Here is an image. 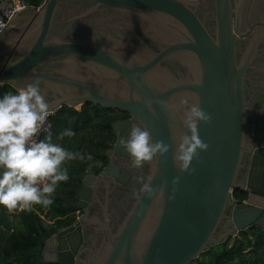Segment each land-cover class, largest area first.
Segmentation results:
<instances>
[{
	"label": "water",
	"instance_id": "obj_1",
	"mask_svg": "<svg viewBox=\"0 0 264 264\" xmlns=\"http://www.w3.org/2000/svg\"><path fill=\"white\" fill-rule=\"evenodd\" d=\"M89 1L94 5L74 17H87L99 6L135 15L150 24L148 37L156 49L134 36L118 40L103 34L106 41L98 43L94 33L56 35L63 0H44L40 8L18 10L0 32V85L17 90L38 80L50 112L89 103L128 112L127 124L146 126L170 150L146 162L144 177H152L155 192L139 190L114 224L109 184L126 185L130 176L114 160L130 156L121 146L127 131L112 123L121 136L106 153L109 163L100 174L82 177L77 207L83 214L46 239L43 261L191 264L253 225L264 228V0L255 9L249 4L256 0H211L205 12L206 0ZM52 63L62 66L42 70ZM173 63L185 72L173 71ZM184 100L198 104L211 122L198 125L207 150L193 160L194 171L181 172L173 154L179 134H191L183 123ZM100 183H105L103 201ZM96 200L101 215L91 213ZM89 226L104 235L93 242L86 261L80 251Z\"/></svg>",
	"mask_w": 264,
	"mask_h": 264
},
{
	"label": "clouds",
	"instance_id": "obj_2",
	"mask_svg": "<svg viewBox=\"0 0 264 264\" xmlns=\"http://www.w3.org/2000/svg\"><path fill=\"white\" fill-rule=\"evenodd\" d=\"M183 103L186 106L183 123L191 134H179L175 146L173 161L181 172L195 170L191 168L193 160L208 148L199 138L198 125L201 121L211 122V116L198 104L188 100ZM50 114V105L38 80L0 95V206L9 212L17 209L31 212L35 205L52 206L57 188L70 179L66 162L84 159L83 154L54 143L50 132L44 139L34 138ZM75 134L71 128H65L58 139ZM121 144L131 158L132 167L137 169L170 150L164 141L154 140L146 126L137 124L131 125ZM137 182L141 184V192L148 195L155 192L151 176L145 179L141 175Z\"/></svg>",
	"mask_w": 264,
	"mask_h": 264
},
{
	"label": "trees",
	"instance_id": "obj_3",
	"mask_svg": "<svg viewBox=\"0 0 264 264\" xmlns=\"http://www.w3.org/2000/svg\"><path fill=\"white\" fill-rule=\"evenodd\" d=\"M25 1L36 7L44 2ZM15 91L10 85H0V95ZM99 110L98 106L90 103L84 104L81 112L70 106H63L54 116L53 130L50 132L52 140H57L63 129L71 128L76 134L71 138L65 137L63 146L69 147L72 152L83 154L84 159L72 161L68 167L70 179L57 188L54 203L49 208L35 205L31 212L18 209L9 212L0 206V264H51L42 259L46 239L74 222L75 218L69 214L76 210L74 204L77 203L78 183L85 174L91 172V164L96 160L106 161L104 152L109 146L98 139V123L103 129H109L113 117L99 120ZM86 112L93 114L82 116ZM84 129L87 130V136H80ZM47 135H43L41 139ZM89 155L91 159H88ZM234 195L237 197L238 192ZM65 201L69 204L66 205ZM191 264H264V228L253 225L240 232L232 242L227 240L210 248Z\"/></svg>",
	"mask_w": 264,
	"mask_h": 264
},
{
	"label": "flooded vegetation",
	"instance_id": "obj_4",
	"mask_svg": "<svg viewBox=\"0 0 264 264\" xmlns=\"http://www.w3.org/2000/svg\"><path fill=\"white\" fill-rule=\"evenodd\" d=\"M205 2L206 3L204 7L201 8V11H210L212 8L211 0H206ZM258 4V0L254 1V3L250 2L249 7L253 6L255 9L258 8ZM93 5L94 4L89 0H63L56 15L53 33L63 37L75 38H82L87 36L90 37L92 33H94L98 43H102L103 40L106 41L103 34L112 35L118 40H122L123 37L128 39V36H134L139 38L136 41L137 43L141 45H148L151 48L156 49L155 42L148 37L149 35L153 34V31L150 29V24L146 20L136 17L135 15L133 16L132 14L121 13L111 6H99L96 10L93 11L92 14L87 17H74L75 14H80L83 11H87V9L92 7ZM40 6L41 5H39V8ZM71 17L73 18L71 19ZM210 23L211 21L209 16V24ZM60 66L62 65H59V63H52L46 65V67H43L42 70L52 71ZM170 67L173 71L180 69L185 72V69L177 63H173L172 65H170ZM31 82L34 81L27 82L25 86ZM40 87L41 89L43 87L41 82ZM92 105L98 106L100 108L98 112L99 120L105 117H113L109 129H103L102 126L98 123V139L105 141L109 146L104 152V158L106 159V161L104 162L101 160H96L95 163H97V166L95 163L91 164L93 166L90 173L100 174L101 169L109 163V157L106 155L107 151L116 145L119 136H121L119 134L113 133L111 127L112 123L117 122L116 127H118L120 131H123L125 129L124 131H127V133L131 125H138V123L133 120L131 124H127V121L132 117L128 112L103 107L97 104ZM80 106H84V104ZM127 133L123 136V138L127 137ZM114 162L118 166V169L122 168L130 173L129 181L126 185H115V182L112 181L109 184L111 190V208L114 209V211L117 213V216H115L114 214H112L111 216V219L115 224L117 220L116 217L120 219L123 216L126 209L130 207L131 203L134 201L136 195L138 194V191L141 188V184L137 182V178L141 175L144 176L145 173L148 172V164L145 163L143 168L137 169L132 167L131 158L126 157H117ZM98 166H101V168H99ZM78 186H81V182L78 183ZM98 196L100 197L99 199L103 201V198L105 196V183H100ZM92 204L93 205L91 207V213H98L99 215H101V205L98 200H96L95 203ZM77 208L78 207L76 206V210L74 212L78 210ZM74 212L71 213L74 214ZM77 213L81 216L83 214V211ZM79 215H75V217L73 215L71 216L76 219V216ZM103 235L104 232H96L94 230V226H89L85 231V248L80 251V257L86 261H91V257L94 251L93 242L101 239ZM90 249L93 251H90Z\"/></svg>",
	"mask_w": 264,
	"mask_h": 264
},
{
	"label": "built area",
	"instance_id": "obj_5",
	"mask_svg": "<svg viewBox=\"0 0 264 264\" xmlns=\"http://www.w3.org/2000/svg\"><path fill=\"white\" fill-rule=\"evenodd\" d=\"M33 6L29 5L25 0H0V32L4 30L5 27L9 26L11 19L17 14L18 10ZM39 8V6H37ZM51 114L47 117L44 125H42L41 130L37 133L36 140H40L43 135L49 134L53 130V118L57 112H50Z\"/></svg>",
	"mask_w": 264,
	"mask_h": 264
},
{
	"label": "crops",
	"instance_id": "obj_6",
	"mask_svg": "<svg viewBox=\"0 0 264 264\" xmlns=\"http://www.w3.org/2000/svg\"><path fill=\"white\" fill-rule=\"evenodd\" d=\"M70 107H72V108H75V110L77 111V112H81L82 111V106H79L78 107V105L77 106H70ZM58 112V111H57ZM92 114L93 113H90V112H86L85 114H83L82 116H87V115H91L92 116ZM94 123V120L92 121V124ZM86 129H84V130H81V132H80V136L81 135H83V136H87V133H86ZM58 138V137H57ZM53 141H55L56 143H59V144H61L62 146H63V141H64V139L63 140H60V139H57V140H54L53 139ZM66 148V147H65ZM68 151H70L71 149L69 148V147H67L66 148ZM75 150V149H74ZM77 204V203H76ZM77 206V205H76ZM78 209V208H77ZM77 212H78V210H77ZM79 215V214H78ZM80 216V215H79Z\"/></svg>",
	"mask_w": 264,
	"mask_h": 264
},
{
	"label": "rangeland",
	"instance_id": "obj_7",
	"mask_svg": "<svg viewBox=\"0 0 264 264\" xmlns=\"http://www.w3.org/2000/svg\"><path fill=\"white\" fill-rule=\"evenodd\" d=\"M80 105H78V107H79ZM72 164V161H68V162H66V164L64 165L65 167H69L70 165ZM62 186V185H61ZM60 185H59V187H61ZM80 188V186H78V188L76 187V190H78ZM60 192H58V194H59ZM55 194H57V190H56V193ZM74 196V195H73ZM74 197H76V196H74ZM73 198V197H72ZM65 204L66 205H68L69 203L67 202V201H65ZM71 205H73V203L71 204ZM74 206H76V204H74ZM74 212V211H73ZM69 215H71V214H69ZM74 217H75V215H78V213H77V211L76 212H74V214H72ZM52 222V221H51ZM234 238L235 237H231L229 240L232 242L233 240H234Z\"/></svg>",
	"mask_w": 264,
	"mask_h": 264
}]
</instances>
